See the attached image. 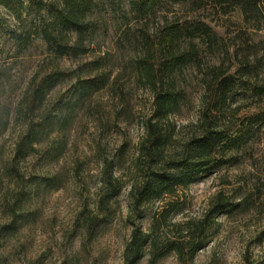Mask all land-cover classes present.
<instances>
[{
	"label": "rangeland",
	"instance_id": "obj_1",
	"mask_svg": "<svg viewBox=\"0 0 264 264\" xmlns=\"http://www.w3.org/2000/svg\"><path fill=\"white\" fill-rule=\"evenodd\" d=\"M94 18L98 28L87 52L58 58L39 39L18 51L9 32L17 24L0 11V264H125L132 223L159 252L170 249L155 264H264V98L252 92L254 85L264 86V65L242 69L245 61L255 63V54H264V21L253 26L237 9L222 14L209 2L195 12L169 4L146 22L144 31L156 42L165 20L198 18L229 49L207 53L202 70L190 65L178 72L181 97L161 122L168 140L155 163L141 148L153 110L152 92L134 68L146 46L136 44L131 33L142 23L127 18L124 34L126 21L118 14L101 9ZM220 63L251 91L239 90L217 111L204 78L207 67ZM54 70L67 76L31 112L33 86ZM101 73L109 75L108 82L75 105L64 126L41 138L40 153L13 159L29 120L69 101L78 77ZM207 127L247 138L221 155L219 167L136 209L134 192L147 173L182 156L187 142ZM36 175L53 183L36 188L30 179ZM221 202L230 207L214 214ZM13 221L10 231L2 228ZM151 249L136 264H151Z\"/></svg>",
	"mask_w": 264,
	"mask_h": 264
},
{
	"label": "trees",
	"instance_id": "obj_2",
	"mask_svg": "<svg viewBox=\"0 0 264 264\" xmlns=\"http://www.w3.org/2000/svg\"><path fill=\"white\" fill-rule=\"evenodd\" d=\"M209 2L218 6L222 14L237 9L244 22L253 26H260L264 21V0H0V11L4 10L17 24L16 29L9 32L12 33L18 51L26 49L34 40L39 39L44 44L45 51L58 58L78 57L87 52L98 28V19L94 17L101 9L118 14L126 21L124 34L129 30L127 18L141 22L140 30H136L137 33L132 32L131 35L136 44L138 41L146 46L145 55L134 61V68L140 78L148 84L153 96V110L145 121L146 134L141 148L143 153L149 156L150 160H156V163L158 153L163 150L168 140V135L161 129V122L176 108L182 93L177 89L178 72L190 65L202 70V62L207 53L228 54L229 49L224 47L222 38L213 28L198 18L173 22L165 20L156 42L150 41L149 35L145 33L144 30H148L146 22L159 11L166 10L169 4L186 5L189 10L195 12ZM30 15L32 16L28 22ZM127 36L130 37L129 33ZM223 48L226 51H223ZM255 59V63L245 61L242 69L263 67L264 54H255ZM236 75H228L223 70V63L207 67L204 83L215 110L220 111L239 90L248 89L241 88L240 75ZM66 76V71L54 70L35 83L30 93L31 112L40 109L47 94ZM108 76L101 73L90 78L78 77L69 101L59 103L58 106L28 121L15 144L13 159L21 160L40 153L41 138L49 136L55 126H64L74 106L103 88L108 82ZM252 92L255 96L264 98L263 85H254ZM208 128H205L200 136H194L187 142L182 156L169 158L158 168L147 173L134 192L133 206L136 209L144 203L173 193L179 187H187L209 169L219 167L222 164L221 155L230 152L247 138L245 133L235 139L225 131ZM30 179L32 186L36 188L53 183L45 176L36 175ZM229 207V203L221 202L212 212L221 213ZM14 223L15 221L12 225L7 224L2 228L8 232ZM132 226L123 251L125 264H136L147 246L152 248L149 261L151 264L157 263L169 252L170 249L164 253L159 252L155 242L149 240L148 234L143 233L139 226L133 223Z\"/></svg>",
	"mask_w": 264,
	"mask_h": 264
}]
</instances>
